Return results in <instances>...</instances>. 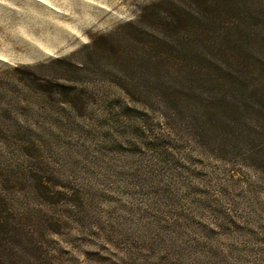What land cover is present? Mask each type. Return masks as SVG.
<instances>
[{
  "label": "rangeland",
  "instance_id": "1",
  "mask_svg": "<svg viewBox=\"0 0 264 264\" xmlns=\"http://www.w3.org/2000/svg\"><path fill=\"white\" fill-rule=\"evenodd\" d=\"M157 1L0 0L7 263L264 264V0L188 42Z\"/></svg>",
  "mask_w": 264,
  "mask_h": 264
},
{
  "label": "trees",
  "instance_id": "2",
  "mask_svg": "<svg viewBox=\"0 0 264 264\" xmlns=\"http://www.w3.org/2000/svg\"><path fill=\"white\" fill-rule=\"evenodd\" d=\"M252 1L254 0H159L153 4L155 6L149 16L158 26L163 27L162 30L183 42L191 41L194 37L205 41L209 36L211 38L216 35L213 33L215 26L239 28L241 20L247 17L246 10H251ZM182 5L190 9H185ZM19 236L21 233L15 223V214L0 195V264H9L7 252L13 246V239Z\"/></svg>",
  "mask_w": 264,
  "mask_h": 264
}]
</instances>
